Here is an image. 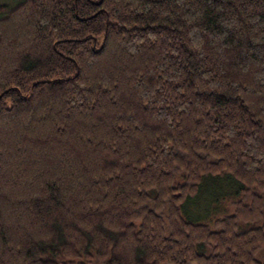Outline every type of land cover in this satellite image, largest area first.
Instances as JSON below:
<instances>
[{
    "label": "trees",
    "instance_id": "16d2710c",
    "mask_svg": "<svg viewBox=\"0 0 264 264\" xmlns=\"http://www.w3.org/2000/svg\"><path fill=\"white\" fill-rule=\"evenodd\" d=\"M0 264H264V0L0 3Z\"/></svg>",
    "mask_w": 264,
    "mask_h": 264
},
{
    "label": "rangeland",
    "instance_id": "374dc122",
    "mask_svg": "<svg viewBox=\"0 0 264 264\" xmlns=\"http://www.w3.org/2000/svg\"><path fill=\"white\" fill-rule=\"evenodd\" d=\"M19 0H0V3L1 4H14V3H16V2H18ZM212 181L211 180H209V179H207V180H205V182H204V184L206 185V184H208L209 185V188L210 189H212V190H215L216 192H213L212 193V204H213V206H216L217 204L219 205V203H217L218 201H220L219 200V198H220V195H221V192H219L218 190H216V187H213V183H211ZM204 185V186H205ZM219 186V185H218ZM213 187V188H212ZM223 187V186H222ZM221 191V190H220ZM211 201V200H210ZM221 204V203H220ZM226 208V205H224V204H221V211L222 210H224ZM226 210H227V208H226ZM208 213H209V211L205 214V217L208 215ZM193 214H195V216H196V218H194V217H191V218H193V219H196V220H199V221H208V220H203V219H201V218H199V216L201 215V214H203L202 212H193ZM202 217V216H201Z\"/></svg>",
    "mask_w": 264,
    "mask_h": 264
}]
</instances>
